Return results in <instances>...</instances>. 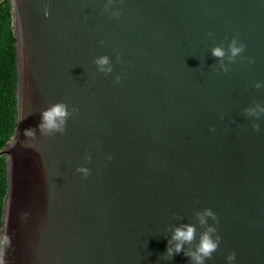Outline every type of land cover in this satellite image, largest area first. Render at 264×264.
I'll return each mask as SVG.
<instances>
[{
    "label": "water",
    "instance_id": "obj_1",
    "mask_svg": "<svg viewBox=\"0 0 264 264\" xmlns=\"http://www.w3.org/2000/svg\"><path fill=\"white\" fill-rule=\"evenodd\" d=\"M8 2L17 114L0 151V264H191L163 259L168 228L203 209L221 238L205 264H264V113L245 114L264 107V0ZM233 37L245 48L223 73L209 50ZM58 102L75 109L65 132L40 135Z\"/></svg>",
    "mask_w": 264,
    "mask_h": 264
},
{
    "label": "clouds",
    "instance_id": "obj_2",
    "mask_svg": "<svg viewBox=\"0 0 264 264\" xmlns=\"http://www.w3.org/2000/svg\"><path fill=\"white\" fill-rule=\"evenodd\" d=\"M115 0H107L105 4V10H107ZM122 2V0H121ZM47 16V13H45ZM115 19H119L120 12L115 11L112 13ZM211 36V33H209ZM245 46L240 43L237 38L233 37L227 44V47L223 43L210 48V54L216 59V69L223 73H227L229 68L227 65L232 64L239 57ZM119 60V56H117ZM251 62V61H250ZM96 67V71L103 74L105 77H109L113 73L112 61L108 55H102L96 57L93 60ZM121 76L114 77V83H120ZM257 89L262 85L257 83L255 85ZM75 109L69 110L68 105L64 102H58L51 105L47 109L40 112V123L37 125L40 135L52 136L55 134H63L66 129V122ZM258 113H264V107L257 106L256 108L245 109V114L248 116H257ZM21 122V121H20ZM24 135L26 137H34L35 130L25 129ZM86 161L91 160L90 155H85ZM111 161L112 157H107ZM77 173L82 174L85 178L90 174V170L86 167H77ZM215 221L216 217L210 209H203L195 213L196 224L180 223L178 225H170L168 232L171 234L170 239H167L166 254L163 256L164 260H170L174 254L179 255L182 251L183 254L189 258L191 264H205L207 260L212 258V254L218 249L221 242V238L216 234V229L208 224V220ZM173 219H178L175 215ZM197 225L203 227L205 230L199 234L197 241ZM167 238V236H166ZM187 246V247H186ZM229 264L235 260V253H232L226 257Z\"/></svg>",
    "mask_w": 264,
    "mask_h": 264
},
{
    "label": "trees",
    "instance_id": "obj_3",
    "mask_svg": "<svg viewBox=\"0 0 264 264\" xmlns=\"http://www.w3.org/2000/svg\"><path fill=\"white\" fill-rule=\"evenodd\" d=\"M15 40L8 0H0V151L11 140L16 126ZM6 191V164L0 157V226Z\"/></svg>",
    "mask_w": 264,
    "mask_h": 264
}]
</instances>
